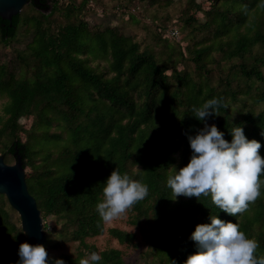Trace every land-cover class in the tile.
<instances>
[{"label":"trees","instance_id":"16d2710c","mask_svg":"<svg viewBox=\"0 0 264 264\" xmlns=\"http://www.w3.org/2000/svg\"><path fill=\"white\" fill-rule=\"evenodd\" d=\"M31 2L45 10L51 4L52 10L24 21L20 13L11 21L0 19L2 43L15 37L22 21L32 28L22 57L32 72L16 74L0 63V98H6L0 114V155L6 163L20 155L29 169L25 179L41 212L45 249L50 235L45 220L53 217L58 236L78 240L89 253L96 251L84 239L104 231L96 204L102 200L103 183L117 168L149 189L130 208L129 220L132 225L145 221L142 254L152 260L143 264H183L197 250L192 232L198 224L210 223V215L237 223L247 238L258 242L256 257L264 256V174L260 196L237 216L221 211L210 196L173 201L166 186L172 166L178 170L190 160L187 135L204 127L192 107L212 98H222L228 108L220 107L207 123L215 124L228 142L232 128L242 127L247 139L261 143L264 158V0H207L206 9L189 0L194 13L184 23L193 34L205 32L207 37L185 45L184 60L193 66L180 70L164 65L149 47L141 48L116 27L90 26L81 13L87 0L66 2L64 20L55 28L48 17L59 0ZM196 10L202 11L201 18ZM179 55L183 57L181 51ZM94 61L106 66L100 69ZM217 66L218 82L212 78ZM26 119H31L28 126ZM13 213L0 194V264H17L19 245L26 242L20 218L13 220ZM107 231L119 243L132 242L135 236L115 227ZM99 255L97 264H123L117 249ZM82 257L80 251L76 257L62 254L55 259L79 264Z\"/></svg>","mask_w":264,"mask_h":264},{"label":"clouds","instance_id":"9594fccd","mask_svg":"<svg viewBox=\"0 0 264 264\" xmlns=\"http://www.w3.org/2000/svg\"><path fill=\"white\" fill-rule=\"evenodd\" d=\"M220 107L228 108L222 98H212L192 107L193 116L204 122V127L195 135H187L190 160L178 170L172 166L166 186L171 190L173 201L180 196L197 200L210 196L221 211L237 216L260 196V177L264 174V158L259 153L262 145L255 139H247L240 126L230 131L231 142L225 140L224 133L215 124L207 123ZM103 184L102 200L96 204V211L105 224L121 217L149 192L146 184L127 173L121 174L117 168ZM209 219L210 223L198 224L192 232L190 239L197 250L183 264H264V256L255 255L258 242L247 238L237 223L225 222L217 215H210ZM18 256L17 264H49V260L51 264H65L63 259L50 258L41 244L21 243ZM101 260L97 252H91L79 264H97Z\"/></svg>","mask_w":264,"mask_h":264},{"label":"rangeland","instance_id":"374dc122","mask_svg":"<svg viewBox=\"0 0 264 264\" xmlns=\"http://www.w3.org/2000/svg\"><path fill=\"white\" fill-rule=\"evenodd\" d=\"M68 1L59 0L57 9L52 11L48 17L52 28H55L56 24L63 22L62 9ZM71 1L79 4L82 0ZM164 2V0H157L150 4L147 0H87L81 13L90 26L116 27L118 32L132 36L140 43L141 48L149 47L154 52L157 60H160L164 65L171 66L175 64L178 70L184 68L191 69L192 63L186 59L184 60L185 57H188L185 45H191L193 42L206 39L207 33L200 32L193 34L190 27L184 23V18L194 13L193 6L189 0H170L169 3ZM195 3H200L203 9L208 7L207 0H195ZM51 10L50 4L48 10L43 13H49ZM40 12L31 1H27L19 13L21 19L24 21V19L30 16H39ZM202 14V11L196 10L197 17L201 18ZM23 21L20 23L14 38L6 43L0 41V63L7 64L16 74L29 75L32 69L22 61V57L25 56L24 51L31 40L32 28L30 24H26ZM175 28L178 32L173 35L172 30H175ZM180 51L183 53L182 58L179 55ZM95 63L99 64L100 69H104L106 66V62L104 61H94L91 64ZM208 65L214 66V64ZM220 65L223 68L222 71H224L226 68L225 63L221 62ZM171 70L172 68L170 67L166 70V73L169 74ZM218 76L219 68L217 66L212 72L213 80L217 81ZM5 100V97L0 98V114L2 113L1 105ZM24 123L28 126L31 123V119H26ZM55 130L57 129L55 128ZM21 137L24 138V135ZM177 160L178 157H176ZM12 163L14 161L8 164ZM28 171L29 169L26 168L25 174ZM131 214V209H128L125 214L113 222L109 224L103 222V233L86 237L84 239L85 243L93 245L96 249L95 252L98 254L108 249L119 250L123 264H143L145 260L151 261V255L142 254L147 245L146 239H144V235L140 231L146 228L145 221L141 219L138 224L139 226L132 225L129 221ZM18 217L17 212L14 210L13 220L19 221ZM45 222L47 230L50 233L48 242L46 243V251L50 258L55 259L62 254L76 257L80 251H83L82 259L87 258L90 253L79 245L78 240L63 238L57 235L59 225L56 224L53 217L46 218ZM111 227L134 233V239L129 243H119L108 233L107 229Z\"/></svg>","mask_w":264,"mask_h":264},{"label":"water","instance_id":"95a60500","mask_svg":"<svg viewBox=\"0 0 264 264\" xmlns=\"http://www.w3.org/2000/svg\"><path fill=\"white\" fill-rule=\"evenodd\" d=\"M27 1L0 0V19L11 21L12 16L18 14ZM35 7L42 13L48 10ZM25 178V168L20 155L16 156L12 164L6 163L0 155V194L6 197L11 208L17 212L23 234L25 231L28 233L24 234L26 242L31 245H44L43 219L35 198L27 189Z\"/></svg>","mask_w":264,"mask_h":264},{"label":"built area","instance_id":"2783aa9c","mask_svg":"<svg viewBox=\"0 0 264 264\" xmlns=\"http://www.w3.org/2000/svg\"><path fill=\"white\" fill-rule=\"evenodd\" d=\"M172 34H173V35L176 34V31H175V30H172Z\"/></svg>","mask_w":264,"mask_h":264},{"label":"flooded vegetation","instance_id":"af4514ba","mask_svg":"<svg viewBox=\"0 0 264 264\" xmlns=\"http://www.w3.org/2000/svg\"><path fill=\"white\" fill-rule=\"evenodd\" d=\"M28 1H31V0H28Z\"/></svg>","mask_w":264,"mask_h":264}]
</instances>
